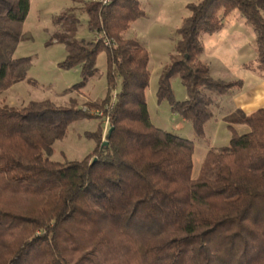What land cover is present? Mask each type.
<instances>
[{"label":"trees","instance_id":"trees-1","mask_svg":"<svg viewBox=\"0 0 264 264\" xmlns=\"http://www.w3.org/2000/svg\"><path fill=\"white\" fill-rule=\"evenodd\" d=\"M28 8L29 0H0V94L24 80L30 68V58L13 56ZM187 9L156 97L204 139L214 97L240 82L211 76L199 61V36L216 33L223 18L237 11L255 32V71L264 81V0H202ZM84 13L88 31L94 37L103 33L113 45L78 39L79 22L71 14L54 37L66 51L59 66L80 68L81 82L73 86L79 88L96 73L97 56L104 52L108 90L120 82L114 99L107 96L101 106L111 132L104 144L99 121L88 134L95 143L90 156L53 162V144L87 115L50 101L18 110L0 102V264H264V109L224 116L229 143L208 149L193 179V142L149 120L148 53L124 37L143 15L139 1H93ZM175 75L187 92L182 102L171 92ZM236 125L247 131L238 134ZM137 222L155 230L137 238L129 230Z\"/></svg>","mask_w":264,"mask_h":264},{"label":"rangeland","instance_id":"rangeland-1","mask_svg":"<svg viewBox=\"0 0 264 264\" xmlns=\"http://www.w3.org/2000/svg\"><path fill=\"white\" fill-rule=\"evenodd\" d=\"M93 1L96 0H29L30 8L22 23L24 37L15 47L13 56L16 59L30 58V68L24 80L0 94L2 106L8 109L18 110L30 102L50 101L59 107L81 109L87 115L71 122L64 137L53 144L50 155L53 162L80 161L90 156L95 143L88 134L97 131L99 121L102 128L101 140L105 142L109 126L105 124L107 118L101 106L107 96L112 101L120 88L117 80L114 89L108 90L104 52L97 56L96 73L79 88L73 86L81 82L80 68L75 66L63 69L59 66L66 57V51L62 44L54 42V37L63 31L62 19L70 17L74 6L79 13H83L85 6ZM138 1L143 15L130 25L124 37L136 40L148 53L150 78L145 101L149 120L155 128L193 142L194 179L207 150L228 145L230 131L225 127L223 119L219 118L216 122L210 121L204 128L206 138L197 139L191 124L173 113L166 99L158 101L156 91L160 73L170 65L171 57L176 55L178 37L175 32L182 20L189 16L187 6L202 0ZM81 17L80 23L76 25V35L79 39L90 41L94 35L88 31L87 16L85 14ZM255 41L256 35L252 27L245 25L239 13L234 11L223 18L219 31L199 36L202 46L199 61L207 63L214 79L240 82L239 88L232 91L250 87L249 85L257 83L253 74L256 68ZM170 88L175 101L187 99L186 89L178 75L170 79ZM230 100V97H225L215 113L228 112ZM235 129L238 134H242L246 127L239 125ZM129 230L141 239L154 231L155 226L137 222Z\"/></svg>","mask_w":264,"mask_h":264},{"label":"crops","instance_id":"crops-1","mask_svg":"<svg viewBox=\"0 0 264 264\" xmlns=\"http://www.w3.org/2000/svg\"><path fill=\"white\" fill-rule=\"evenodd\" d=\"M30 4H31V2H29V8H30ZM29 8H28V11H29ZM77 10L78 9H76V7L74 6L72 8L71 14H73L77 18L78 22L80 23V21L82 19L81 16H84L85 13L84 12L79 13ZM243 23H244V21H243ZM245 25H247V24H245ZM91 35L93 36L92 33H91ZM77 38H78V36H77ZM201 63L208 66L207 63H203V62H201ZM253 74H254V76H256V79H257L256 84L249 85L250 87H246V88H243L241 90L236 89L235 91H231L228 93L229 95L226 94V95L214 97V106H213L214 117L211 120V122L212 121L216 122L219 118L223 119L224 116H226L227 114L232 113L238 109L243 111L246 114H249V113H251L255 110H258V109H264V81L259 77L257 72L254 71ZM225 97L231 98V100H230L231 107H229L230 109L226 113L220 114L221 113L220 112L219 114H216L215 111H218V109H220ZM208 123H210V122H208ZM206 125H205V127H206ZM236 126L238 127L239 125H236ZM236 126H234V129ZM225 127H227V125H225ZM235 131H236V129H235ZM246 131H247V128L244 131V133ZM204 138H206L205 132H204Z\"/></svg>","mask_w":264,"mask_h":264},{"label":"built area","instance_id":"built-area-1","mask_svg":"<svg viewBox=\"0 0 264 264\" xmlns=\"http://www.w3.org/2000/svg\"><path fill=\"white\" fill-rule=\"evenodd\" d=\"M96 2L98 4H100L101 6H108L112 0H96ZM95 42H101L103 46L105 47H110L113 45V40H110L108 38H106V36H104L103 33H99L98 35H96L95 37ZM105 124H108V120L106 119Z\"/></svg>","mask_w":264,"mask_h":264},{"label":"water","instance_id":"water-1","mask_svg":"<svg viewBox=\"0 0 264 264\" xmlns=\"http://www.w3.org/2000/svg\"><path fill=\"white\" fill-rule=\"evenodd\" d=\"M111 132V129L108 130V134ZM104 144H106V142H104Z\"/></svg>","mask_w":264,"mask_h":264}]
</instances>
